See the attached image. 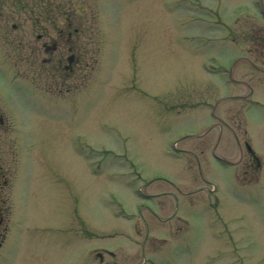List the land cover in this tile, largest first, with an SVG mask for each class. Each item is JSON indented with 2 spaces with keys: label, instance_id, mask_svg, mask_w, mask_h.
<instances>
[{
  "label": "rangeland",
  "instance_id": "obj_1",
  "mask_svg": "<svg viewBox=\"0 0 264 264\" xmlns=\"http://www.w3.org/2000/svg\"><path fill=\"white\" fill-rule=\"evenodd\" d=\"M214 1L0 0L7 40L69 23L83 45L80 108L73 118L58 110L67 127L34 122L31 111L21 126L46 160L23 172L17 196L29 207L16 221L12 206L0 264H264V109L221 103L229 132L211 127L208 106L226 89L221 64L257 57L256 35L245 16L239 32L208 29L204 6ZM236 72L264 102V76L243 63ZM243 140L260 169L242 158L225 164L210 149L216 142L217 155L237 160ZM51 166L62 171L56 184Z\"/></svg>",
  "mask_w": 264,
  "mask_h": 264
},
{
  "label": "flooded vegetation",
  "instance_id": "obj_2",
  "mask_svg": "<svg viewBox=\"0 0 264 264\" xmlns=\"http://www.w3.org/2000/svg\"><path fill=\"white\" fill-rule=\"evenodd\" d=\"M218 2L215 7H219V12H215L213 3L207 6V12L209 17L212 14L216 17L215 23L221 25L224 32H239L236 23L241 16L250 15V10L257 18V21L249 22L248 28L256 35L257 46L253 53L257 57L248 59L237 55L225 69L228 80L235 86L243 87L244 93L221 96L246 100L254 91L253 84L237 77L236 69L243 63L264 76V65L261 62L264 48L259 46L260 38L264 37V0H241L234 7L229 6L225 0ZM58 12L63 13L55 10L45 11L46 14H51V17ZM66 13L65 11L64 14ZM13 27L15 28V25ZM38 27L41 31L36 33L31 31L34 32L33 36L23 37L15 34L20 39L14 38L13 41L7 40V35L4 34L11 35L12 29L0 27V79L7 89L3 91L0 83V227L4 225L3 231L0 230V249L6 242L4 233L6 226L13 218L9 215L12 206L17 210L16 220L21 218L20 209L29 207L24 196L22 194L17 196V193L22 192L18 185L23 178V172L30 171V160L33 158L31 149L36 140L31 136H22L19 127L24 124L28 126L24 119L27 121L29 111L33 113L34 122L52 127V123L61 122L58 117L52 122V113L67 107L77 110L81 97L83 45L82 41L78 40V29L73 28L72 32L69 23L66 26L50 23L47 27L44 25ZM73 36L76 39L72 40ZM10 48L12 50H9ZM73 65H76V69ZM68 99L71 102L66 104ZM20 100L28 103L27 112L19 109ZM63 121L65 122H61L60 127H66L67 121ZM223 124L233 132V128L223 120L219 124L221 129ZM75 140L78 143L77 135ZM37 141H42V137L37 138ZM244 156L246 158H243ZM37 157L46 160L45 153H40ZM241 158L245 161V167L257 161V170L260 169V159L249 147L247 140L239 145V160ZM49 170L57 180H63L58 168L51 166Z\"/></svg>",
  "mask_w": 264,
  "mask_h": 264
}]
</instances>
